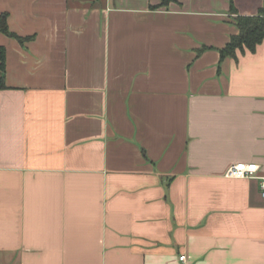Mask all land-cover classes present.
I'll list each match as a JSON object with an SVG mask.
<instances>
[{
    "label": "crops",
    "instance_id": "obj_1",
    "mask_svg": "<svg viewBox=\"0 0 264 264\" xmlns=\"http://www.w3.org/2000/svg\"><path fill=\"white\" fill-rule=\"evenodd\" d=\"M160 1L0 0V264H264V0Z\"/></svg>",
    "mask_w": 264,
    "mask_h": 264
},
{
    "label": "trees",
    "instance_id": "obj_2",
    "mask_svg": "<svg viewBox=\"0 0 264 264\" xmlns=\"http://www.w3.org/2000/svg\"><path fill=\"white\" fill-rule=\"evenodd\" d=\"M173 2H177V0H161L160 4L153 8L167 7ZM231 10L235 13L232 5ZM234 20L238 34L232 36L226 46L220 50L221 60L227 57H234L237 50L254 52L256 47L264 40V7L255 16H236ZM0 32L16 37L21 43L24 41L22 38L9 32L5 15L0 17ZM4 70L5 51L3 47H0V89L5 88Z\"/></svg>",
    "mask_w": 264,
    "mask_h": 264
},
{
    "label": "built area",
    "instance_id": "obj_3",
    "mask_svg": "<svg viewBox=\"0 0 264 264\" xmlns=\"http://www.w3.org/2000/svg\"><path fill=\"white\" fill-rule=\"evenodd\" d=\"M258 170V166L254 163H236L234 165H231L226 173V178H235V179H248V178H254L255 174ZM260 190L261 195L264 197V179L260 182ZM185 257L184 255L179 257L180 261H184Z\"/></svg>",
    "mask_w": 264,
    "mask_h": 264
}]
</instances>
